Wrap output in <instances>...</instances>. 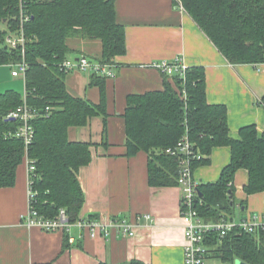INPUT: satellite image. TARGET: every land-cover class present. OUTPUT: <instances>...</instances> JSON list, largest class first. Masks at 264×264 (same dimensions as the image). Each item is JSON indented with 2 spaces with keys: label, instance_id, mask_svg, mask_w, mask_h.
<instances>
[{
  "label": "trees",
  "instance_id": "16d2710c",
  "mask_svg": "<svg viewBox=\"0 0 264 264\" xmlns=\"http://www.w3.org/2000/svg\"><path fill=\"white\" fill-rule=\"evenodd\" d=\"M116 0H0V65L23 59L27 69L24 92L28 106L38 108L32 119L33 138L25 150L23 141L13 135L19 119L7 114L23 103V93L7 89L0 93V187L15 184L16 169L25 154L34 164L33 207L45 217L53 218L61 208L68 221L81 216L85 195L78 173L90 162L89 141L71 140L69 129L84 127L102 118V140L107 146V105L105 78L91 74V84L100 91L93 102L73 95L66 85V73L59 64L69 58L68 39L74 36L96 39L101 43L100 61H114L126 52L124 26L116 19ZM181 5L196 24L232 64L264 63V0H173ZM26 38L24 53L5 43L8 33L20 30V14ZM160 90L132 93L126 97L123 111L124 145L128 156L138 151L148 156V183L154 186H177L178 160L166 153L186 135L193 150L201 157L192 168L210 162L213 147L228 146L230 161L222 167L214 182H198L195 207L206 221L234 216L233 179L240 168L247 170L244 192L264 191V130L254 124L243 126L239 138L230 136L227 108L209 104L206 99L205 74L202 67H188L185 78L163 74ZM185 92V96L183 95ZM264 105V96H261ZM231 182V185H229ZM229 191H231V196ZM240 209V208H239ZM90 218H95L89 216ZM65 240H68L65 231ZM206 259L215 257L221 264L240 259L248 264H264V229L252 234L236 227L219 238L217 232L205 239ZM129 264H146L133 259Z\"/></svg>",
  "mask_w": 264,
  "mask_h": 264
},
{
  "label": "crops",
  "instance_id": "0c3cea01",
  "mask_svg": "<svg viewBox=\"0 0 264 264\" xmlns=\"http://www.w3.org/2000/svg\"><path fill=\"white\" fill-rule=\"evenodd\" d=\"M173 3L116 0V19L124 26L126 52L113 58L114 76H107L104 83L108 145L99 144L103 130L100 116L68 131L71 140L95 143L90 147V162L78 173L85 195L81 216L125 217L136 224L135 234L124 237L111 232L91 237L86 229L73 226L66 241L64 230L48 232L25 226L21 216L28 205V174L23 160L16 169L15 184L0 187V264H129L133 259L146 264H182L185 236L179 187L150 185L146 152L127 155L122 118L126 97L162 89L164 76L151 64L182 56L189 67L204 69L207 102L226 106L230 136L239 138L240 128L249 124L261 133L264 63H230L192 17ZM68 45L72 49L69 58L92 52L97 59L101 52L96 39L74 36ZM91 76L68 73V90L98 102L100 91L91 84ZM230 157L228 146L213 147L210 162L194 168V177L200 182L216 181ZM247 178L244 168L234 175L236 219L250 212L264 214V191L246 195ZM143 214H150L152 220L144 219Z\"/></svg>",
  "mask_w": 264,
  "mask_h": 264
},
{
  "label": "built area",
  "instance_id": "2783aa9c",
  "mask_svg": "<svg viewBox=\"0 0 264 264\" xmlns=\"http://www.w3.org/2000/svg\"><path fill=\"white\" fill-rule=\"evenodd\" d=\"M181 6V5H180ZM182 7V6H181ZM183 8V7H182ZM28 19L21 12L20 14V30L18 33H9L5 36V43L11 48H19L21 53H24L26 38L22 31V22ZM13 77L25 78L27 69L26 62L21 59L16 63L10 64ZM151 66L157 68L162 74L169 77L179 75L185 78V72L189 67L182 56H176L172 60H162L161 62H154ZM59 69L68 74L73 71H79L87 74H95L103 77L114 76V62L113 61H100L98 59H91L86 55H80L77 58H66L59 64ZM185 96V92L183 91ZM39 109L28 106L26 102L25 92L23 93V103L11 110L6 118L19 119L20 125L13 133L14 136L19 137L27 149L30 144L34 129L31 124L32 119L39 116ZM192 143L184 135L178 144L165 151L167 154L175 156L178 160V187L180 190V214L183 218V228L185 236V244L183 246V262L182 264H204L208 247L206 246L205 239L209 233L217 232L219 238L227 234L233 228L239 227L246 232L256 234L259 230L264 229V214L260 212H250L247 216L236 219L235 216L221 217L220 220L206 221L197 211L195 203L198 196V180L194 177L192 162L199 159L201 155L193 150ZM26 161L27 174H28V205L27 210L22 214V223L27 227H38L44 231H68L71 227L77 226L86 229L91 237H96L100 234H109L111 232L120 234L124 237L133 236L135 234L136 224L125 217H107V218H90L80 217L74 223L68 221L67 215L63 208L60 209L57 216L50 218L40 215L33 207V199L35 191L32 189V176L34 171V164L24 157ZM231 185V182H229ZM146 220H152L150 214H143Z\"/></svg>",
  "mask_w": 264,
  "mask_h": 264
},
{
  "label": "rangeland",
  "instance_id": "374dc122",
  "mask_svg": "<svg viewBox=\"0 0 264 264\" xmlns=\"http://www.w3.org/2000/svg\"><path fill=\"white\" fill-rule=\"evenodd\" d=\"M5 27H6V24L4 22L0 21V31L4 30ZM91 53H89L86 56L93 60V59H95V56H94L95 54H93V53L91 54ZM70 55H71V53L69 54V56ZM11 70H12V68L10 65L9 66L0 65V92L5 91L7 89H13V90H16L20 93H23V89H24L23 78L21 76L12 78ZM72 93L75 95V92L72 91ZM204 264H221V263H220V260L218 258L209 257L204 261Z\"/></svg>",
  "mask_w": 264,
  "mask_h": 264
},
{
  "label": "water",
  "instance_id": "95a60500",
  "mask_svg": "<svg viewBox=\"0 0 264 264\" xmlns=\"http://www.w3.org/2000/svg\"><path fill=\"white\" fill-rule=\"evenodd\" d=\"M229 193H230V196H231V191H229ZM198 194L201 195L200 192ZM234 264H248V263H246V262H244V261H242L240 259H236L235 262H234Z\"/></svg>",
  "mask_w": 264,
  "mask_h": 264
}]
</instances>
